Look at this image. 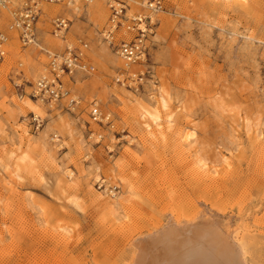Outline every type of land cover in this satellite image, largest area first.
<instances>
[{
    "label": "rangeland",
    "instance_id": "1",
    "mask_svg": "<svg viewBox=\"0 0 264 264\" xmlns=\"http://www.w3.org/2000/svg\"><path fill=\"white\" fill-rule=\"evenodd\" d=\"M163 3L148 35L156 85L138 91L114 82L123 65L101 39L109 0L44 4L37 46L11 36L0 64V264H131L136 239L204 219L241 245L245 264H264V0ZM55 18L68 23L62 39ZM79 41L93 72L67 81L78 109L32 98L45 51ZM92 101L112 129L90 122ZM141 109L159 110L158 128H145Z\"/></svg>",
    "mask_w": 264,
    "mask_h": 264
},
{
    "label": "built area",
    "instance_id": "2",
    "mask_svg": "<svg viewBox=\"0 0 264 264\" xmlns=\"http://www.w3.org/2000/svg\"><path fill=\"white\" fill-rule=\"evenodd\" d=\"M96 0H0V64L4 62L8 54V46L11 36H15L21 48L37 46L36 25L42 12V5H66L75 3L91 5ZM127 1L109 0V19L101 32L102 41L110 47L123 68L114 77V82L121 87L138 91L150 83L156 85L152 71L148 68V35L154 27V20L165 12L163 0H133L138 13L127 14L129 5ZM3 22H6L5 30H2ZM68 28L64 19L55 18L52 21V33L54 37L62 39ZM124 30L131 35L128 40H117L116 33ZM87 44L79 41L77 45L66 43L61 53L45 51L47 65L42 74L32 86L31 97L48 106L49 108L64 106L74 113L81 101L72 94L67 86L73 75L77 72L90 75L92 67L87 62ZM143 68L138 70L136 68ZM149 84V85H150ZM88 118L98 127L113 128V119L109 113L102 110L97 101L88 105ZM36 125L40 123L36 120ZM95 136L97 142L103 136ZM115 189H113L114 191Z\"/></svg>",
    "mask_w": 264,
    "mask_h": 264
},
{
    "label": "bare ground",
    "instance_id": "3",
    "mask_svg": "<svg viewBox=\"0 0 264 264\" xmlns=\"http://www.w3.org/2000/svg\"><path fill=\"white\" fill-rule=\"evenodd\" d=\"M165 105L166 101L159 97V110H164ZM159 110L141 109L140 118L146 121V129L158 128ZM133 242L135 255L131 264H245L241 245L206 219L184 226L169 225L146 236V240Z\"/></svg>",
    "mask_w": 264,
    "mask_h": 264
},
{
    "label": "snow or ice",
    "instance_id": "4",
    "mask_svg": "<svg viewBox=\"0 0 264 264\" xmlns=\"http://www.w3.org/2000/svg\"><path fill=\"white\" fill-rule=\"evenodd\" d=\"M165 108H167V105H165ZM193 137L191 135L188 136V139H192Z\"/></svg>",
    "mask_w": 264,
    "mask_h": 264
}]
</instances>
